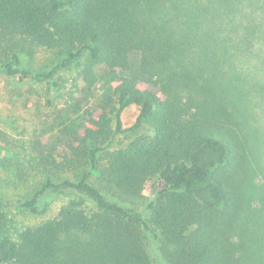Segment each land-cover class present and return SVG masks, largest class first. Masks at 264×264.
Wrapping results in <instances>:
<instances>
[{
	"label": "trees",
	"instance_id": "16d2710c",
	"mask_svg": "<svg viewBox=\"0 0 264 264\" xmlns=\"http://www.w3.org/2000/svg\"><path fill=\"white\" fill-rule=\"evenodd\" d=\"M225 1L0 0V74L65 92L60 125L75 114L65 137L45 145L33 137L28 158L13 164L0 129V165L27 190L23 211L43 214L42 198L73 195L35 226L18 229L0 212V264H248L260 256L263 189L237 108L244 96L219 69L224 52L207 46L205 23ZM134 51L142 86L121 77ZM38 55L39 69L23 63ZM99 65L119 78L96 100ZM129 107L137 115L126 127ZM146 192L154 196L146 218L116 202ZM147 234L157 243L152 256Z\"/></svg>",
	"mask_w": 264,
	"mask_h": 264
},
{
	"label": "rangeland",
	"instance_id": "374dc122",
	"mask_svg": "<svg viewBox=\"0 0 264 264\" xmlns=\"http://www.w3.org/2000/svg\"><path fill=\"white\" fill-rule=\"evenodd\" d=\"M199 1L203 6L204 0ZM219 6L215 14L214 12L210 14L214 23L211 25L205 23L206 29L211 26L210 30L205 29V31L209 36L208 42L213 43L207 46L210 47L211 52L216 49L218 55L224 52L220 56L222 66H219V69H222L224 77H233L234 83L239 86L237 90L243 93L244 98L237 100V108L240 115L242 114L240 119L247 141L254 181L259 191L263 189L264 192V0H226ZM208 42L205 41V44ZM225 53L226 61L229 63L227 65H223L222 56ZM139 60L138 53L131 52L130 68L121 77L135 79L142 86L144 77L139 70ZM211 61L213 62L214 59L211 58ZM23 63L32 70L39 69L45 63V57L38 55L33 62L23 58ZM215 69L219 71L218 68ZM95 74L98 85L94 99L98 100L108 88L115 85L119 77L112 75L105 66L101 65L95 68ZM74 76V72L62 73L67 86L71 84ZM65 100H67L65 92L57 94L46 84L30 79L18 81L16 78L0 74V129L11 137V144L6 146L4 155L11 158L12 164L18 159L17 155L21 156L18 161L28 158L27 154L30 150L27 148L33 137H43V145L57 137H65L64 125L75 117V114L70 113L64 119L65 124H59L63 121ZM48 101L50 104H47ZM136 115V107H129L123 113L124 125L130 126ZM2 146L4 144L0 142V147ZM23 147L26 148L25 151ZM43 148L47 150L48 147L43 146ZM15 183L13 168L5 170L0 165V212L8 220H13L18 229L35 226L52 218L60 206L73 196L67 192L50 194L39 202L41 207L44 204L49 205L48 212L30 215L21 209L19 202L27 190L15 186ZM263 192L257 197L264 203ZM144 195V198L135 199L133 204L116 202L146 218L148 215L146 206L154 196L148 192ZM110 200L115 202L114 199L110 198ZM262 202L256 201V207L258 208ZM260 224L259 232L264 233V212ZM261 242L264 246V238ZM156 249L157 243L147 234L148 253L150 252L151 256L155 255ZM261 251L260 256H256L257 259L255 254L250 260V254L248 264L252 262L264 264V248Z\"/></svg>",
	"mask_w": 264,
	"mask_h": 264
}]
</instances>
